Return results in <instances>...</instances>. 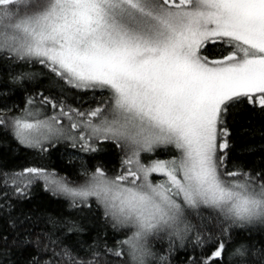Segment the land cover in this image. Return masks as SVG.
<instances>
[{
  "label": "snow or ice",
  "instance_id": "obj_1",
  "mask_svg": "<svg viewBox=\"0 0 264 264\" xmlns=\"http://www.w3.org/2000/svg\"><path fill=\"white\" fill-rule=\"evenodd\" d=\"M0 99V140L81 160L0 145V264H264V144L235 139L264 136V0H0Z\"/></svg>",
  "mask_w": 264,
  "mask_h": 264
},
{
  "label": "trees",
  "instance_id": "obj_2",
  "mask_svg": "<svg viewBox=\"0 0 264 264\" xmlns=\"http://www.w3.org/2000/svg\"><path fill=\"white\" fill-rule=\"evenodd\" d=\"M33 71L39 73L41 71V67L37 65ZM40 83L39 77L36 81L32 82V84L28 85V87H38ZM23 93H17L11 99L7 101V103L11 104L13 102H18ZM5 103L3 99H0V104ZM260 122L255 121L252 125L253 129H255L254 134L251 136H237L236 144L237 146H241L245 143H250L259 147L264 144V136L261 135ZM5 142L10 143L12 149H17L18 146L15 141H12L10 137L5 138L4 140H0V145H3ZM68 154H65V149L63 145L59 147V149H53L50 156L41 157L35 151L31 149H24L23 147H19L18 150L13 152H8L7 156L9 157L7 167L15 169L19 171L24 166H39L41 164H50L52 170L58 172L60 175H68L70 178L75 176L78 172L81 160H72L69 162V154L73 152V150L68 149ZM159 158L165 159L168 158L166 154L158 153ZM79 156L84 158V162L89 165H95L98 161H103L109 168L119 166V156L118 150L112 149L111 151L103 152L97 155L95 159H91L86 154L79 153ZM260 153H256L254 156H248L247 159H257ZM35 198L37 200H47L50 198V193H47L43 190L42 187H37L34 189ZM179 259V258H178Z\"/></svg>",
  "mask_w": 264,
  "mask_h": 264
},
{
  "label": "rangeland",
  "instance_id": "obj_3",
  "mask_svg": "<svg viewBox=\"0 0 264 264\" xmlns=\"http://www.w3.org/2000/svg\"><path fill=\"white\" fill-rule=\"evenodd\" d=\"M78 155V154H77ZM79 156V155H78ZM73 160H80V159H78V158H74Z\"/></svg>",
  "mask_w": 264,
  "mask_h": 264
}]
</instances>
